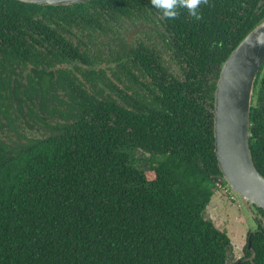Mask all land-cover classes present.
I'll list each match as a JSON object with an SVG mask.
<instances>
[{
  "label": "trees",
  "instance_id": "16d2710c",
  "mask_svg": "<svg viewBox=\"0 0 264 264\" xmlns=\"http://www.w3.org/2000/svg\"><path fill=\"white\" fill-rule=\"evenodd\" d=\"M92 2L111 30L91 37L110 52L92 40L81 65L64 66L72 57L44 67L41 85L25 87L7 81L4 51L17 40L8 32L54 8L0 0V264H227L230 238L203 216L223 187L210 100L223 62L264 18V1L207 0L199 20L181 8L174 21L149 0ZM134 9L166 30L136 48L118 29ZM253 107L251 149L264 175ZM19 111L48 132L21 142ZM136 150L147 169L134 165ZM241 264H264V232Z\"/></svg>",
  "mask_w": 264,
  "mask_h": 264
},
{
  "label": "flooded vegetation",
  "instance_id": "af4514ba",
  "mask_svg": "<svg viewBox=\"0 0 264 264\" xmlns=\"http://www.w3.org/2000/svg\"><path fill=\"white\" fill-rule=\"evenodd\" d=\"M92 1L93 0H90L86 3L64 6L38 5L41 7H52L54 9L41 10L40 12L34 11L35 15H33V18H37L34 21H26L20 19L16 27H14V30L8 32V34L17 37V40L14 41V44L16 45L15 49L14 51H9L8 48V50L4 51L6 56L10 54V62H12L11 64L9 63L7 67L6 73L9 75L7 77V81H9L11 84L19 82L21 84L24 83L26 84L25 87L39 86L41 85V83L39 81V78L37 77V72L47 66L51 69H54V65L56 63L64 60L71 61L72 57V63L63 62V65L73 66L76 63L81 65L78 58H81V54L89 53L84 49L93 46L91 45L93 44L92 40H95V44L102 48L105 53H109V48L101 46L100 38L97 39L96 37H91L90 34V31H95L100 36H102V28H105L107 31L111 30L109 24H107V22L102 19V15H100L101 13H105V11H103L99 7L98 3H94ZM262 1L264 0H261V2ZM98 11L100 12L98 13ZM112 11L113 9H111L109 13H111ZM134 11L135 12L131 17L127 16L125 18H122V20H124V22L122 23V27H118L119 31L124 37L127 38L129 44L133 48L137 47L138 39H143L145 41V44H147L149 41L147 40L146 35L152 37L155 35L156 30H159L161 32L166 31L164 24H160V26L154 27L149 22L150 16L148 13L145 14V12H140L139 17L137 15V11L135 9ZM70 17L71 19H69ZM39 18L40 20H38ZM77 18H79V20H81L83 23H81V25H77V27L75 28V23H71V21L72 19ZM42 29L48 31V33H50L51 35H43L41 31ZM151 33L153 35H151ZM110 36H113V33H110ZM105 41L110 42L111 40L110 38L105 37ZM86 45H88V47H86ZM80 47H82V49ZM77 54L80 55L77 56ZM257 90L256 103L253 108H255V117L259 126L260 138L264 139L263 81L260 82ZM214 94V92L211 94L213 98L210 100V102H213V99L215 98ZM24 106V110L27 111L31 104H29L28 107H26L25 104ZM18 115L21 118V122L24 124L22 125V132L24 133V137L20 139L21 142H25L26 138H41L48 132L43 122H30L31 127H28L26 126L28 125V123L25 122L27 121L28 117L20 111L18 112ZM1 122L2 121H0V124ZM256 139L257 138L253 139V142H255ZM262 156H264V154H262ZM259 166H264V162H262ZM250 210L253 212L255 221L258 224L256 232H264V211L261 212L262 209H259L254 205H250ZM247 236H249V231ZM245 246H248V237ZM248 249L250 250L249 247ZM243 254V258H241L238 263L244 260L245 248Z\"/></svg>",
  "mask_w": 264,
  "mask_h": 264
},
{
  "label": "water",
  "instance_id": "95a60500",
  "mask_svg": "<svg viewBox=\"0 0 264 264\" xmlns=\"http://www.w3.org/2000/svg\"><path fill=\"white\" fill-rule=\"evenodd\" d=\"M18 1L42 6H64L90 0ZM263 71L264 18L246 33L223 62L212 109L214 152L221 172L219 182L237 197L243 207L249 229V248L258 228L250 205L264 211V175L254 163L250 119L255 103L256 82Z\"/></svg>",
  "mask_w": 264,
  "mask_h": 264
},
{
  "label": "rangeland",
  "instance_id": "374dc122",
  "mask_svg": "<svg viewBox=\"0 0 264 264\" xmlns=\"http://www.w3.org/2000/svg\"><path fill=\"white\" fill-rule=\"evenodd\" d=\"M131 156L138 169L148 168V162L141 150L133 151ZM243 212L237 197L224 187L212 196L204 211V218L213 220L230 238L227 264H237L244 255L249 229Z\"/></svg>",
  "mask_w": 264,
  "mask_h": 264
},
{
  "label": "clouds",
  "instance_id": "9594fccd",
  "mask_svg": "<svg viewBox=\"0 0 264 264\" xmlns=\"http://www.w3.org/2000/svg\"><path fill=\"white\" fill-rule=\"evenodd\" d=\"M150 6L161 13L163 20L174 21L178 17V10L185 9L195 20H199V8L205 5L207 0H149Z\"/></svg>",
  "mask_w": 264,
  "mask_h": 264
}]
</instances>
